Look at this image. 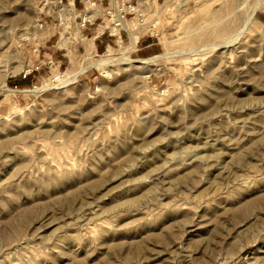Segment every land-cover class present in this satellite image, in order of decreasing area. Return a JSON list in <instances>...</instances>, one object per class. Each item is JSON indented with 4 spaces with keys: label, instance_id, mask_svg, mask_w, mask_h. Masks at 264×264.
I'll return each mask as SVG.
<instances>
[{
    "label": "rangeland",
    "instance_id": "374dc122",
    "mask_svg": "<svg viewBox=\"0 0 264 264\" xmlns=\"http://www.w3.org/2000/svg\"><path fill=\"white\" fill-rule=\"evenodd\" d=\"M42 7L0 0V77L42 74L0 90V264H264V0L155 1L152 46L68 69Z\"/></svg>",
    "mask_w": 264,
    "mask_h": 264
},
{
    "label": "built area",
    "instance_id": "2783aa9c",
    "mask_svg": "<svg viewBox=\"0 0 264 264\" xmlns=\"http://www.w3.org/2000/svg\"><path fill=\"white\" fill-rule=\"evenodd\" d=\"M84 6L83 15H79V21L77 23V31L79 34L83 33V29L87 25H93L98 28V36L103 34H108L110 36L116 37L118 32L124 29L125 24L129 23L131 26V32L138 30L139 28L146 27L148 25V14L152 10V0H107L106 5L102 11V16H94L92 19L90 16L93 14L95 7H98L100 0H81ZM151 1V2H150ZM42 11H41V22L39 26L43 28L44 24H47V20L54 18L57 25L63 28L64 35L59 33L60 39L64 36L67 40L73 39V34L67 32L66 28L69 30L71 26V17L75 10L76 0H42ZM74 19H77L75 17ZM52 20V19H51ZM53 21V20H52ZM153 35V33H150ZM122 41H120L119 47H121ZM87 51H84L86 54ZM109 49L102 55L108 54ZM94 56H100V54L95 53ZM88 57H83L81 63L83 64ZM51 67L55 64L54 60L51 59L48 63ZM35 69H24L20 71L15 76H20L23 79L28 78ZM85 73L79 74L77 77L84 75ZM73 78V74L69 73L67 70H61L58 74L52 76L48 84L49 90L62 88L60 82L62 80L66 81L63 85H69V81ZM21 90V89H20ZM20 92V91H15Z\"/></svg>",
    "mask_w": 264,
    "mask_h": 264
},
{
    "label": "crops",
    "instance_id": "0c3cea01",
    "mask_svg": "<svg viewBox=\"0 0 264 264\" xmlns=\"http://www.w3.org/2000/svg\"><path fill=\"white\" fill-rule=\"evenodd\" d=\"M159 1V0H153V2ZM106 0H100L99 5H105ZM81 0H76V6L75 10L73 12V15L71 17V26L69 27V30L66 28V31L68 30L73 34V39H71V43L68 45L66 44L64 47H57L55 50H45L43 56L45 57V61L49 62L51 59L54 60L56 66L58 68H66L68 69L71 65V50L70 46L74 47L76 46V50L74 51L76 53L77 50H83L87 51L88 47L92 49L93 52L98 53V54H104L107 49H114L115 47H119L120 41L125 42V41H132V37H134V41H138L136 43V50L135 53L142 52L143 49H147L148 47L152 46L153 43H151L154 40V35H151L148 33V31L145 30V27L139 28L141 30H144L143 33L138 36L137 34H134L129 30V23L125 24V27L123 30L118 32V35L116 37L110 36L108 34H103V35H97L98 33V28L95 26L96 24L93 25H87L83 29V33L79 34L77 31V23L79 21L78 17L79 15H83L84 12V6L82 5ZM79 5V7H77ZM102 16V13L99 15ZM77 17V19H74ZM264 18V16H262ZM138 29V30H139ZM67 31V32H68ZM137 31V30H136ZM52 36V35H51ZM52 37H48L46 41H50ZM61 41L60 38L57 40V44ZM140 45L142 47H140ZM57 46L53 45L52 47ZM48 49H50V46H47ZM41 71L39 68H35V71L31 73V75L23 79L20 76H14L11 77V79L7 80V83L12 82V87L13 88H26L30 86L35 79L39 76L42 75L40 74ZM9 86V85H8Z\"/></svg>",
    "mask_w": 264,
    "mask_h": 264
},
{
    "label": "bare ground",
    "instance_id": "6f19581e",
    "mask_svg": "<svg viewBox=\"0 0 264 264\" xmlns=\"http://www.w3.org/2000/svg\"><path fill=\"white\" fill-rule=\"evenodd\" d=\"M94 16H95V14H92L90 16V18L92 19ZM111 51H112V49H109L108 53H110ZM155 59H157V56L156 57H148V58H144V59H140V60H134V59H132L130 57H123V60H125V62H123L121 65H129V64L134 65V63H138V67L139 66L141 68L144 67V69L146 67V69H147L149 67V65L152 64L150 62H153ZM115 60L116 59L111 57V58H108L105 61L96 63V65L98 67L103 66L104 69H105V72L107 70L108 74H111L114 71L111 67H113V63H114ZM13 72L14 71H9L8 73H5V74L1 75L2 77H0L1 78L0 79L1 80L0 90H2V91H17V89H11V87H9L7 82H6L7 76H9ZM64 82L65 81L62 80L60 83H64ZM43 89H47V88L43 87L41 90H43ZM48 89H49V87H48Z\"/></svg>",
    "mask_w": 264,
    "mask_h": 264
}]
</instances>
